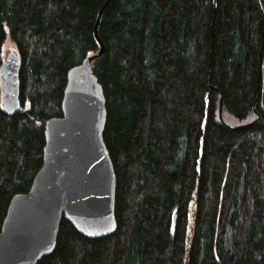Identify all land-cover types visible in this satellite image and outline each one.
<instances>
[{
    "label": "trees",
    "instance_id": "obj_1",
    "mask_svg": "<svg viewBox=\"0 0 264 264\" xmlns=\"http://www.w3.org/2000/svg\"><path fill=\"white\" fill-rule=\"evenodd\" d=\"M10 47L24 111L0 102V228L89 57L116 179L115 232L62 217L36 264H264V0H0V64Z\"/></svg>",
    "mask_w": 264,
    "mask_h": 264
},
{
    "label": "water",
    "instance_id": "obj_2",
    "mask_svg": "<svg viewBox=\"0 0 264 264\" xmlns=\"http://www.w3.org/2000/svg\"><path fill=\"white\" fill-rule=\"evenodd\" d=\"M101 13L102 7L95 33ZM91 59L68 71L62 115L44 125L42 165L30 189L9 201L0 228V264H36L50 255L62 217L89 239L109 236L117 228L116 179L102 136L105 99ZM20 66L17 50L8 48L0 64V102L8 114L24 111L19 101Z\"/></svg>",
    "mask_w": 264,
    "mask_h": 264
},
{
    "label": "bare ground",
    "instance_id": "obj_3",
    "mask_svg": "<svg viewBox=\"0 0 264 264\" xmlns=\"http://www.w3.org/2000/svg\"><path fill=\"white\" fill-rule=\"evenodd\" d=\"M49 119V118H48ZM46 122V121H45Z\"/></svg>",
    "mask_w": 264,
    "mask_h": 264
},
{
    "label": "rangeland",
    "instance_id": "obj_4",
    "mask_svg": "<svg viewBox=\"0 0 264 264\" xmlns=\"http://www.w3.org/2000/svg\"><path fill=\"white\" fill-rule=\"evenodd\" d=\"M6 52V51H5Z\"/></svg>",
    "mask_w": 264,
    "mask_h": 264
}]
</instances>
